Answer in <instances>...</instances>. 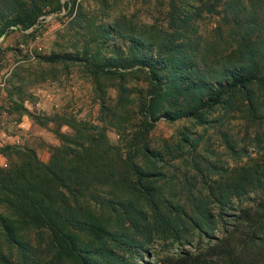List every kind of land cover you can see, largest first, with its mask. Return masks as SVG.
<instances>
[{
  "label": "rangeland",
  "instance_id": "rangeland-1",
  "mask_svg": "<svg viewBox=\"0 0 264 264\" xmlns=\"http://www.w3.org/2000/svg\"><path fill=\"white\" fill-rule=\"evenodd\" d=\"M214 1L34 0L40 8L35 23L0 34V167L17 164L30 152L45 163L53 147H74L86 133L103 142L109 159L116 161L119 154L148 170L151 200L142 189L130 188L127 194L136 209L130 214L137 223L147 224L142 233L133 231L119 210L112 211V204L104 200L116 192L123 194L126 184L113 189L94 182L88 191L97 196L77 197V204L89 207L106 228L125 231L141 241L142 248H131L128 257L124 252L129 264H159L162 257L197 251L228 233L245 239L254 226L257 238L264 239V179L257 188L231 198L223 209L208 201L214 218L212 225L204 226L209 235L189 230L175 240L173 234L157 231L152 220L155 207L168 215L192 213L206 194L204 180L216 173L245 166L264 168L263 115L252 116L241 93H235L229 105L204 110V122L193 117L152 122L147 111L155 84L146 68L105 67L108 73L92 74V65L103 66L109 57L121 55L129 61L134 39L150 45L149 53L156 55L157 45L176 33L181 37L175 41L198 42L199 61L203 58L212 65L227 61L234 52L236 28L221 20L225 0L216 5L218 13L207 10ZM29 4L28 0H0V30L19 12L21 17ZM258 12L264 24V5ZM185 15L191 17L186 30L194 28L193 34L184 33ZM53 54L64 58L45 60ZM252 87L256 100H263L264 89ZM163 107L159 103L158 109ZM259 111L263 113V107ZM150 151L159 152L161 161H150ZM148 171H142V182ZM242 211L262 214L261 226L250 225ZM36 231L28 229L25 237L34 248L35 264H50L49 236ZM71 234L89 241L84 231L71 230ZM3 248L13 264H20L16 249ZM260 250L264 254V245ZM62 264L76 263L67 258Z\"/></svg>",
  "mask_w": 264,
  "mask_h": 264
},
{
  "label": "trees",
  "instance_id": "trees-1",
  "mask_svg": "<svg viewBox=\"0 0 264 264\" xmlns=\"http://www.w3.org/2000/svg\"><path fill=\"white\" fill-rule=\"evenodd\" d=\"M28 1L30 6L26 12L21 17L19 12L4 22L0 34L10 27L28 29L35 23L40 8L34 0ZM219 2L215 0L207 10L218 13L216 5ZM223 4L221 20L236 28L233 30L236 34L234 52L227 61L216 65L207 63L203 58L202 61L197 58V61L198 42L194 40L187 43L186 39L175 41L181 37L176 33L174 38L169 35L167 41L157 45L156 55L149 53L150 45L134 39L131 45L134 53L129 61L121 55L109 57L103 66L92 65L95 70L92 74L102 71L108 73L105 67L138 65L146 68L149 78L155 84L147 111L152 122L159 118L173 121L187 117H193L199 123L204 122V110L214 105H229L235 93L242 94L252 116L263 115L260 117L264 119V111H259L260 107L264 109L260 105L264 104V99L256 100L252 87L255 84L264 89V24L258 12L264 0H225ZM189 18V15H185L181 25L183 23L184 33L193 34L194 28L186 30L185 27ZM63 58L64 55L53 54L45 60ZM161 102L165 107L159 110ZM81 136V141L73 143L74 147H53L45 163L29 151L30 154L23 155L25 157L17 164L0 167V264H13L3 251L4 245L19 252L20 264H35L34 248L25 239L28 229L37 230V235L46 233L49 236L47 246L51 252L50 264H62L67 258L76 264H129L127 257L133 252L131 248H142L141 241L136 237L125 231L106 228L101 220L91 214L89 207L77 204V197L97 196L88 191L94 182L112 188L126 184L125 190L121 192L123 194L116 192L104 200L112 204V211L119 210L133 231L142 233L147 224H139L132 217L130 213L136 209L127 194L130 188L138 191L142 189L149 198L153 187L148 185L150 182L147 177L151 173L119 154L115 156L116 161L109 159V150L101 140L91 138L86 133ZM184 138L187 140L189 136L184 135ZM150 153V161H161L159 152ZM142 171H148L143 182ZM263 179L264 168L257 170L256 167L245 166L216 173L214 177L204 180L206 194L195 203L192 213L185 215L182 212V217L179 214L168 215L158 212L155 207L152 217L154 228L159 232L173 234L175 240L189 230L209 235V229L204 226L212 225L214 218L207 207L208 201L223 209L228 207L231 198L241 197L247 191L257 188ZM240 214L246 216L250 225L261 226L258 222L262 214L244 211ZM255 228L246 234L245 239L232 237L228 233L223 237H214L211 243L197 251L182 250L177 256H165L158 262L264 264V254L260 250L264 239L257 238ZM71 230L84 231L89 241H79L71 234ZM124 252H127V257Z\"/></svg>",
  "mask_w": 264,
  "mask_h": 264
}]
</instances>
